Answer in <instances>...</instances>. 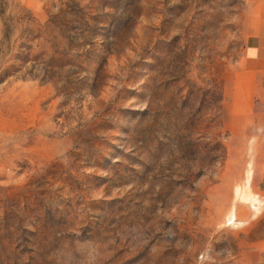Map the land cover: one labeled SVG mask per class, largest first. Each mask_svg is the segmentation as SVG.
<instances>
[{"label": "rangeland", "instance_id": "rangeland-1", "mask_svg": "<svg viewBox=\"0 0 264 264\" xmlns=\"http://www.w3.org/2000/svg\"><path fill=\"white\" fill-rule=\"evenodd\" d=\"M264 0H0V264H264Z\"/></svg>", "mask_w": 264, "mask_h": 264}, {"label": "crops", "instance_id": "crops-1", "mask_svg": "<svg viewBox=\"0 0 264 264\" xmlns=\"http://www.w3.org/2000/svg\"><path fill=\"white\" fill-rule=\"evenodd\" d=\"M247 37L243 66L236 89L243 91L242 106L251 109L254 103L259 78L264 75V9L259 8Z\"/></svg>", "mask_w": 264, "mask_h": 264}]
</instances>
